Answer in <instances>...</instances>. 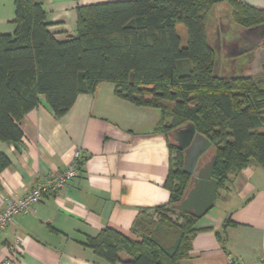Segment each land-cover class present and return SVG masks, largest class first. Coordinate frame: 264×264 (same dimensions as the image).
<instances>
[{
	"label": "trees",
	"instance_id": "obj_1",
	"mask_svg": "<svg viewBox=\"0 0 264 264\" xmlns=\"http://www.w3.org/2000/svg\"><path fill=\"white\" fill-rule=\"evenodd\" d=\"M219 6L240 29L264 26V10L241 0H119L80 7L76 34L59 40L40 3L18 0L16 31L0 34V140L22 139L21 120L41 95L60 117L80 94L109 82L134 105L159 108L157 131L168 139L193 125L212 143L200 161L217 154L219 197L245 168H264V78L242 76L230 62L227 75H215ZM170 150V199L140 209L135 238L112 227L88 238L111 264H183L189 257L200 219L177 208L192 175L184 171L185 150L171 142ZM8 162L0 156L1 167Z\"/></svg>",
	"mask_w": 264,
	"mask_h": 264
},
{
	"label": "crops",
	"instance_id": "obj_2",
	"mask_svg": "<svg viewBox=\"0 0 264 264\" xmlns=\"http://www.w3.org/2000/svg\"><path fill=\"white\" fill-rule=\"evenodd\" d=\"M17 1L0 0V34L16 31ZM36 1L47 14L49 30L67 40L76 34L80 7L119 0ZM241 1L264 10V0ZM224 11L219 6L214 16L221 73L227 75V63L240 73L248 58L230 57L244 46L236 37L246 29ZM226 42L233 44V52L226 50ZM161 118L159 108L134 105L116 95L109 82L100 83L94 94H80L60 117L41 95L39 105L21 120L22 139L0 140V156L9 161L0 166V209L8 198L25 196L66 167L76 150L82 151L80 172L60 193L47 194L0 231V264L11 246L19 251L16 264H111L86 245L88 238L106 227L135 238L132 226L140 209L170 199L165 184L172 153L168 137L157 131ZM230 185L223 201L217 197L215 207L199 220L201 230L183 264H264V168L252 164Z\"/></svg>",
	"mask_w": 264,
	"mask_h": 264
},
{
	"label": "water",
	"instance_id": "obj_3",
	"mask_svg": "<svg viewBox=\"0 0 264 264\" xmlns=\"http://www.w3.org/2000/svg\"><path fill=\"white\" fill-rule=\"evenodd\" d=\"M247 38L246 45L230 57L245 55L248 60L240 69L245 77L264 78V26L252 27L243 31ZM218 52L215 75L219 76L222 66V44L220 36L215 41ZM235 61V59H233ZM234 69L237 70L236 64ZM178 147L185 149L184 171L192 175V182L185 196L177 204L180 211L193 213L197 218H203L210 212L216 202L219 183L213 176L217 162V154H213L205 162L200 159L211 147V142L196 131L193 125H187L174 131Z\"/></svg>",
	"mask_w": 264,
	"mask_h": 264
},
{
	"label": "built area",
	"instance_id": "obj_4",
	"mask_svg": "<svg viewBox=\"0 0 264 264\" xmlns=\"http://www.w3.org/2000/svg\"><path fill=\"white\" fill-rule=\"evenodd\" d=\"M82 151L76 150L73 160L64 168L55 170L47 179L39 181L25 196L7 199L6 206L0 209V231L6 229L18 214L28 213L33 205L40 202L49 193H60L80 172ZM9 253L2 264H16L19 251L9 247ZM229 264H235L233 260Z\"/></svg>",
	"mask_w": 264,
	"mask_h": 264
},
{
	"label": "rangeland",
	"instance_id": "obj_5",
	"mask_svg": "<svg viewBox=\"0 0 264 264\" xmlns=\"http://www.w3.org/2000/svg\"><path fill=\"white\" fill-rule=\"evenodd\" d=\"M178 29V33L182 38V44L185 45L186 44V40H187V29L183 24H179L177 26ZM187 65V62H184V65ZM169 141L173 144L177 146L176 140L173 138L172 133L169 134ZM175 152V151H174ZM175 156V154H174ZM175 167V166H174ZM230 183L228 184V187H230ZM228 195V190L227 189H221L219 191V198L217 199V202H222L223 201V196H227ZM215 207V206H214Z\"/></svg>",
	"mask_w": 264,
	"mask_h": 264
},
{
	"label": "flooded vegetation",
	"instance_id": "obj_6",
	"mask_svg": "<svg viewBox=\"0 0 264 264\" xmlns=\"http://www.w3.org/2000/svg\"><path fill=\"white\" fill-rule=\"evenodd\" d=\"M244 32H241L239 30V33L238 34V37H236V39H238L240 42H242L244 45H246V42H247V38L245 37V35L243 34ZM231 42L227 43L226 42V50H229V52H233L235 50V48L233 47V44H230ZM174 139H176V135L174 134L173 135ZM177 145H179V142L176 141ZM185 150V149H184Z\"/></svg>",
	"mask_w": 264,
	"mask_h": 264
}]
</instances>
